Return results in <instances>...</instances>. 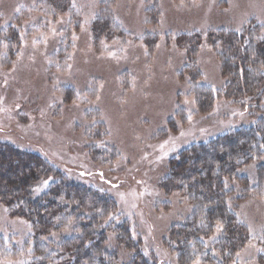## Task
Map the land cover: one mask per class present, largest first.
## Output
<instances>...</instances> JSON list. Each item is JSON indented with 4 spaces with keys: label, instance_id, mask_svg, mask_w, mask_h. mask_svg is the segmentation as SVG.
Here are the masks:
<instances>
[{
    "label": "rangeland",
    "instance_id": "rangeland-1",
    "mask_svg": "<svg viewBox=\"0 0 264 264\" xmlns=\"http://www.w3.org/2000/svg\"><path fill=\"white\" fill-rule=\"evenodd\" d=\"M105 14L109 34L96 30ZM254 23L264 27V0H0V141L33 150L68 178L107 192L112 216L127 221L149 259L184 264L168 236L192 204L161 183L183 149L264 114L263 104L226 92L221 58L207 39ZM187 37L197 40L192 53ZM200 83L213 94L206 111L193 92ZM239 171L258 190L244 195L246 185L227 181L239 196L235 213L245 232L229 264H262L264 252L256 249L264 248V157ZM31 231L0 199V234L18 251L0 264L30 262ZM218 234L206 239L207 250ZM117 249L120 262L130 257Z\"/></svg>",
    "mask_w": 264,
    "mask_h": 264
},
{
    "label": "trees",
    "instance_id": "trees-1",
    "mask_svg": "<svg viewBox=\"0 0 264 264\" xmlns=\"http://www.w3.org/2000/svg\"><path fill=\"white\" fill-rule=\"evenodd\" d=\"M101 17L105 25L96 30H107L109 34L111 29L106 26L109 15ZM263 28L254 23L239 32L221 30L207 35L221 58L226 78L224 89L241 102L264 105ZM195 39L185 38L189 53ZM193 92L199 111L208 110L212 91L200 83ZM262 157L264 114L254 124L192 143L170 159L168 175L161 184H165L166 192L182 194L192 204L190 214L182 223L173 224L168 236L178 261L187 264L199 259L229 264L236 244L240 246L245 239V232L235 213L239 196H232L235 189L225 187V183L236 180L246 185L239 169ZM258 167L263 171L262 163ZM49 177L48 187L36 194L35 184ZM258 179L262 181L264 176L259 175ZM247 185L243 188L244 195L248 193L246 190H258ZM0 199L10 214L32 225L29 236L32 257L28 264H162L143 253L125 219L112 216L115 205L107 192L68 178L33 150L3 141H0ZM218 222L223 231L209 251L206 239L213 236ZM111 233L115 248L109 244ZM117 247L131 253L126 261L120 262ZM17 253L14 245L0 234V258Z\"/></svg>",
    "mask_w": 264,
    "mask_h": 264
},
{
    "label": "snow or ice",
    "instance_id": "snow-or-ice-1",
    "mask_svg": "<svg viewBox=\"0 0 264 264\" xmlns=\"http://www.w3.org/2000/svg\"><path fill=\"white\" fill-rule=\"evenodd\" d=\"M72 6H73V7H76L75 2H73V5H72ZM21 7H23V6L17 7V8L15 9V11H16V12H19V11L21 10ZM60 22L63 23V21H60ZM86 22H87V21H86ZM55 31H56L55 28H53V32H54V33H55ZM73 39H76V37L74 36ZM68 67L70 68L71 65H69ZM97 99H99V97H97ZM189 119H191V117H189ZM183 134H184V133H181V135H183ZM161 148H163V145H161ZM101 176H103L102 173H101ZM50 180H51V178H49V180H44V181H42V185L39 186V187H37V188H35L34 191H36V192H40V191H42L44 188H47L48 185H49ZM225 187H227V183H225ZM121 196H122V194H121ZM111 218H112V217L110 216L109 219H111ZM57 219H59V218H57ZM69 223H71V221H69ZM216 230H217V232H222V231H223V226H222L219 222H218V224H217V229H216ZM248 231H249L250 234H252V235L254 236V230H253V228H252L251 225H249ZM260 231H261V236L259 237V239H260L262 242H264V227H262ZM254 238H256V237L254 236ZM249 247L254 248L255 245L252 244L251 242H249ZM256 251H257V252H264V248H258V249H256ZM236 255L239 257L240 253L237 252ZM194 264H200L199 259H197L196 261H194Z\"/></svg>",
    "mask_w": 264,
    "mask_h": 264
}]
</instances>
